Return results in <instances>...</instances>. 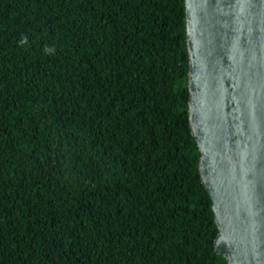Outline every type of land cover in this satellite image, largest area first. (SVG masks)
Listing matches in <instances>:
<instances>
[{"label":"trees","instance_id":"1","mask_svg":"<svg viewBox=\"0 0 264 264\" xmlns=\"http://www.w3.org/2000/svg\"><path fill=\"white\" fill-rule=\"evenodd\" d=\"M187 71L184 0H0V264H226Z\"/></svg>","mask_w":264,"mask_h":264},{"label":"water","instance_id":"2","mask_svg":"<svg viewBox=\"0 0 264 264\" xmlns=\"http://www.w3.org/2000/svg\"><path fill=\"white\" fill-rule=\"evenodd\" d=\"M187 114L214 250L264 264V0H184Z\"/></svg>","mask_w":264,"mask_h":264}]
</instances>
